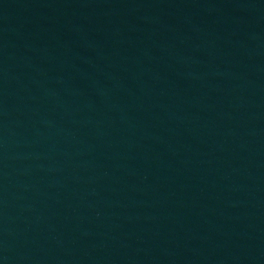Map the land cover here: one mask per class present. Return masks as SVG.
I'll return each mask as SVG.
<instances>
[{
    "label": "water",
    "instance_id": "obj_1",
    "mask_svg": "<svg viewBox=\"0 0 264 264\" xmlns=\"http://www.w3.org/2000/svg\"><path fill=\"white\" fill-rule=\"evenodd\" d=\"M0 264H264V0H0Z\"/></svg>",
    "mask_w": 264,
    "mask_h": 264
}]
</instances>
